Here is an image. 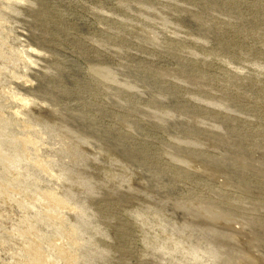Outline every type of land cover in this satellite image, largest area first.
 <instances>
[{
    "label": "rangeland",
    "instance_id": "rangeland-1",
    "mask_svg": "<svg viewBox=\"0 0 264 264\" xmlns=\"http://www.w3.org/2000/svg\"><path fill=\"white\" fill-rule=\"evenodd\" d=\"M0 264H264V0H0Z\"/></svg>",
    "mask_w": 264,
    "mask_h": 264
}]
</instances>
